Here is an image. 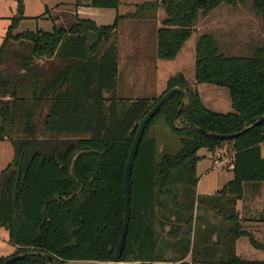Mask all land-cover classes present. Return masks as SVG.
<instances>
[{
    "label": "trees",
    "instance_id": "trees-1",
    "mask_svg": "<svg viewBox=\"0 0 264 264\" xmlns=\"http://www.w3.org/2000/svg\"><path fill=\"white\" fill-rule=\"evenodd\" d=\"M121 0H75V8L117 10ZM249 4L264 19V0H155L135 5L133 13L116 15L110 25L97 26L78 19L68 28L54 26L49 9L32 20L49 19L51 31L17 32L29 18H10L0 44V141L11 143L15 157L0 177V227L14 248L11 256L50 255L54 264L87 261L112 264L124 214L123 176L139 122L160 97L178 87L189 101L179 113L182 97L174 94L145 127L130 175V219L120 264H264L235 255V241L246 235L235 213L243 186L264 183V122L231 140L201 134L230 135L264 116V48L251 55H224L211 34L195 44L197 84L225 88L232 112L209 111L182 74L167 81L157 100H117L116 30L123 20L155 18L163 12L156 31V58L173 61L206 16L220 5ZM107 94V97H105ZM153 101V102H152ZM152 102V103H151ZM161 118L179 139L173 154L157 155L156 142L146 137ZM186 124L196 129L186 127ZM205 148L224 158L232 155V179L215 195L195 193L199 178L197 152ZM22 169L16 204L13 194L18 159ZM229 156V157H230ZM213 197V196H212ZM213 211L229 224L223 255L206 259L200 247L188 256L176 245L190 239L196 207ZM173 251L163 258L160 231ZM249 243L260 247L249 238ZM181 247H184L181 245ZM10 257V256H9ZM6 258H0L3 264ZM13 264H48L32 256Z\"/></svg>",
    "mask_w": 264,
    "mask_h": 264
},
{
    "label": "rangeland",
    "instance_id": "rangeland-1",
    "mask_svg": "<svg viewBox=\"0 0 264 264\" xmlns=\"http://www.w3.org/2000/svg\"><path fill=\"white\" fill-rule=\"evenodd\" d=\"M73 0H0V44L5 36L7 27L10 24V18L17 16L21 6L22 16L29 18L23 20L17 32L25 30L42 29L51 31L52 23L50 21L32 20L45 12V8L49 9V14L55 12L53 7L56 3H70ZM153 1V0H152ZM45 5V6H44ZM103 23L107 24V21ZM104 24V25H105ZM128 34L132 35L140 33L145 36L146 50L151 52V40L156 38L153 36V25L139 24L137 28L127 30ZM211 34L221 53L224 55L248 56L251 55L255 48H264V19L256 16L249 4L239 5L237 7L220 5L215 10L208 13L206 16L200 15L197 22V27L193 31L191 37L186 41L177 57L170 62L161 61V65L156 72L153 68L149 69L148 83L150 84V92L148 88H142L138 94L133 93L135 97H143L150 94V100H157L160 97V91L166 89V82L169 77H174L177 74H182L189 84L190 89L198 91L203 105L210 111L226 114L232 112L229 93L225 88L217 87L211 84H197L194 78V61H195V44L198 37L203 34ZM130 37L129 44L125 42V48L132 50L133 38ZM134 59L135 57H131ZM130 58V59H131ZM151 65V64H150ZM155 73L153 75V73ZM147 90V91H146ZM134 92V91H133ZM155 92L156 94H152ZM137 95V96H136ZM153 95V96H152ZM152 101V102H153ZM151 102V103H152ZM147 138H151L156 142L157 155L173 154L179 148V139L166 126L164 121L156 119L148 128L146 133ZM261 154L264 158V144L261 145ZM197 155L201 158L196 166V174L199 178L195 199L198 196L208 193L214 194L217 190L229 180L231 173L225 171L227 166L222 169L218 166L216 157L205 148H201ZM230 155H226L225 164H230ZM15 157L14 149L11 143L7 140L0 141V177L2 172L13 162ZM216 198V196L210 197ZM197 212V221L193 223L192 234L190 239L182 241L176 245L177 254L182 255L189 244L187 260H190L192 250L208 249V253L212 251L213 235H219L218 216L212 211L203 209L201 206H195ZM205 224V229H201V223ZM220 228V227H219ZM243 232L248 235L240 238L238 241L237 254L243 260L264 261V230L256 226H250V223L241 224ZM162 237V256L170 258L173 249L167 246L168 240L165 238V229L159 232ZM251 238L260 247L259 250L253 248L249 244ZM184 246V247H181ZM204 247V248H203ZM13 252V248L8 243V236L4 229L0 227V256L8 255ZM186 253V252H185ZM208 255L206 254V259ZM1 258V257H0ZM213 260H219L215 256ZM66 264H103L99 262L87 261H68Z\"/></svg>",
    "mask_w": 264,
    "mask_h": 264
},
{
    "label": "crops",
    "instance_id": "crops-1",
    "mask_svg": "<svg viewBox=\"0 0 264 264\" xmlns=\"http://www.w3.org/2000/svg\"><path fill=\"white\" fill-rule=\"evenodd\" d=\"M74 2L75 0L71 1L70 3L59 2L53 6L55 8V12H53V14H50V16L52 18H55L54 26L68 28L69 26L75 23L76 17L78 19H89L93 21L97 26L110 25L113 23L116 15H124L127 13H133L135 11L136 4H142L144 2H152V0H121V3L117 10L92 9V8H83V7L75 8L73 6ZM46 8H47V5H46ZM162 18H163V12L162 10H159L155 18H149V19H144V20L129 19V20H123L118 24V27L116 30V41H117V66H116L117 68L116 80L117 81L116 82L117 84H116V91H115L117 100L121 102H130V101L138 100V99L150 100L151 98L150 94L143 95V97L140 98V97H135L133 93L138 94L137 91L139 92L142 88H145V89L148 88V91L147 90L146 91L150 92L149 91L150 84L148 83L149 81H147L149 77V69L151 70V68H153V72H156L158 67L161 65V61H162L156 58V38H153L151 40V43H152L151 52H147L145 36L140 33H135V34L130 35L128 34L127 30L130 28H133V29L137 28L138 25L141 23L142 25H145V26L153 25V31H154L153 36L155 35L156 37V31L159 27V24ZM38 21L48 22L50 20L44 18V19H39ZM104 21H107V24L103 23ZM52 27H53V23H52ZM52 27H51V30H52ZM129 36L133 38V41L131 42L132 50L130 48H125V42L129 44V40H130ZM131 57H135V58L132 59ZM166 62H170V61H166ZM154 74L155 73H153V75ZM170 78L171 77H169L167 81ZM166 86H167V82H166ZM164 91L165 90L160 91V95ZM152 94L155 95L156 93L153 92ZM105 97H107V94H105ZM199 98L202 103L200 95H199ZM230 158L232 159V155L230 156ZM229 163H231V160L229 161ZM226 166H227V169L225 170L224 168ZM221 167L223 170L231 173V177H229V180L225 183L227 184L232 179V166L231 164H223ZM224 185L221 187V189L217 190L216 193L214 194L208 193L206 195H203V197H212V196L217 195L222 190ZM213 213L214 215H216L215 212ZM235 213L239 220L240 226L241 224L244 226V224L250 223V226H256L264 230V183H257V184L249 183L243 186L242 197L235 204ZM195 217L197 221V212H195ZM218 218H219V222H218L217 229L220 232H219V235H216V234L213 235L212 251L207 256L211 260H213L215 256L218 257V259L222 257L223 241L229 229V224L223 221L219 216ZM199 223H201V229L202 230L205 229V224L202 222H199ZM168 228H169L168 226L164 227L166 232ZM240 238H243V237H240ZM240 238H238L234 244L235 255L237 257H239L237 254H239L238 253V241L240 240ZM13 253H14V248H13L12 253H9L8 255H5V256L2 255L0 257L6 258V257L11 256ZM213 261H216V260H213Z\"/></svg>",
    "mask_w": 264,
    "mask_h": 264
},
{
    "label": "water",
    "instance_id": "water-1",
    "mask_svg": "<svg viewBox=\"0 0 264 264\" xmlns=\"http://www.w3.org/2000/svg\"><path fill=\"white\" fill-rule=\"evenodd\" d=\"M174 94H178L182 97V102L178 108V112L176 115L175 119V124L178 123L179 121V113L183 109L184 105L189 101L187 92L184 91L181 88L174 87L167 92H165L160 99L153 105V107L146 113V115L142 118V120L139 122L137 130L135 132L134 138L132 145L129 150V154L126 160V165H125V170H124V176H123V194H124V214H123V223L120 231V236L118 240V244L116 247V251L114 254V261L112 264H120L119 260L121 257L122 249L124 246V241L126 238L127 234V229L129 225V219H130V175H131V169L133 165V160L135 158V155L137 153L138 145L142 139L145 127L149 123V121L154 117V115L159 111V109L169 100L171 96ZM264 122V116H261L258 118L251 126H246L243 130L230 134V135H220V134H214L210 133L208 131L202 130V129H197L201 134L206 135V136H211L213 138L219 139V140H231L234 139L241 134L245 133L247 130H249L251 127L260 125ZM186 127L196 129L193 126H190L186 124ZM22 159L23 156L22 154L20 155L18 159V164H17V169H16V179H15V186H14V194H13V201L14 205L16 204V198H17V192L19 188V183H20V177H21V169H22ZM41 256L44 258L48 264H54V259L50 255L46 254H36V253H24V254H19V255H14L8 257L3 264H13L17 261L24 260L26 258L32 257V256Z\"/></svg>",
    "mask_w": 264,
    "mask_h": 264
},
{
    "label": "built area",
    "instance_id": "built-area-1",
    "mask_svg": "<svg viewBox=\"0 0 264 264\" xmlns=\"http://www.w3.org/2000/svg\"><path fill=\"white\" fill-rule=\"evenodd\" d=\"M215 157H216V161H217V165L218 166H222L223 164H225V159H223V157H222V155L220 154V153H217L216 155H215Z\"/></svg>",
    "mask_w": 264,
    "mask_h": 264
}]
</instances>
